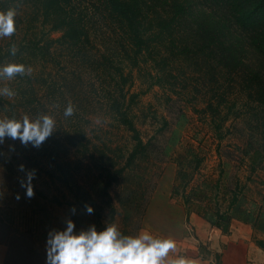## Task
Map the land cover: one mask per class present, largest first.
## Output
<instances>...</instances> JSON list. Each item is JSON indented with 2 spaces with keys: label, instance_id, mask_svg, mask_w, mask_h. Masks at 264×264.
I'll return each mask as SVG.
<instances>
[{
  "label": "trees",
  "instance_id": "1",
  "mask_svg": "<svg viewBox=\"0 0 264 264\" xmlns=\"http://www.w3.org/2000/svg\"><path fill=\"white\" fill-rule=\"evenodd\" d=\"M16 4L24 9V29L17 42L0 48V69L23 65L26 72L11 79L8 87L2 85L14 93L0 94L4 117L17 121L22 113L33 122L40 120L49 97L54 99L53 83L60 79L64 87L98 91L101 112L112 126L128 134L130 146L123 151L116 145L97 148L78 128L63 139L73 157H86L91 164L92 195L83 191L88 203L80 206L86 211L91 206V215L97 218L105 209L107 223L98 232L113 220L108 190L116 184L120 187L116 202L133 211L138 228L148 204L147 190L153 188L139 177V171L146 172L166 158L158 136L169 125L166 119L161 118L160 128L145 141L134 123L138 96L153 87L167 92L164 103L171 107L173 96L181 95L176 84L186 89L183 81L189 76L199 78L206 86L204 96L210 94L202 99L199 112L220 141L229 130L225 122L230 108L224 95L216 94L217 84L229 77L254 106L241 134L239 164L246 170L245 179L264 170V0H2L0 8ZM55 67H60L57 74ZM172 160L175 172L169 196L179 198L185 221L194 214L223 235L232 220L248 225L257 234L252 235L254 245L264 253V191L256 203H249L244 184L237 180L233 187H220L219 176L213 184L195 183L198 157ZM50 162L54 173L46 174L77 197L81 187L64 173L62 164Z\"/></svg>",
  "mask_w": 264,
  "mask_h": 264
},
{
  "label": "rangeland",
  "instance_id": "2",
  "mask_svg": "<svg viewBox=\"0 0 264 264\" xmlns=\"http://www.w3.org/2000/svg\"><path fill=\"white\" fill-rule=\"evenodd\" d=\"M9 9L16 12L15 32L11 37L0 38V48L12 41L17 42L24 29V9L16 4V7L9 5L0 8V12H7ZM51 36L56 37V34ZM249 59L246 60L247 64ZM3 67L4 65L1 69ZM58 72L60 67H55V73ZM54 75L51 73L52 77ZM46 79L49 83L50 78L47 76ZM10 81L11 79L0 77V92ZM57 81L53 83L54 99L49 97V106H45V112L39 117L42 119L49 116L54 120L51 136L39 148L31 144L24 146L19 140L14 141L7 137L0 143V245L5 248L3 264H46L48 233L52 230H64L68 220L75 224V234L86 232L93 226L98 232L107 223L105 209L98 218L81 209L80 203H88L83 191L92 195L94 173L91 172V164L87 158L73 157L72 150L63 139L72 137L78 128L84 139L99 149H110L116 145L123 151L130 146L128 134L122 128L112 126L101 112L98 91L85 90V87L79 86L71 87V84L64 87L60 79ZM183 83L186 89H181L180 83L176 84L175 90L181 95L173 96L171 107L164 103V94L167 92L157 87L147 90L137 98L133 109L134 123L143 141L160 128L162 117L169 124L160 133L161 136L158 135L166 158L162 163L149 166L146 172L144 169L139 171V177L142 176L145 184L150 187L153 185V188L147 190L148 204L138 222V228L133 211L122 209L116 202V195L120 190L118 184L109 188L108 193L115 209L109 225L115 224L123 236L136 237L147 232L155 238L172 239L176 242L183 231L186 235L181 202L179 198L169 196L175 172L173 157H198L195 183L206 180L213 184L219 176L220 187H233L237 180L239 184H244V193L249 203H256L260 193L264 191V170L245 179L246 170L239 164V158L243 157L241 134L254 106L238 93L229 77L220 79L216 94L224 95L230 111L229 120L225 122V128L229 127V130L218 141L209 129L208 118L199 112L202 99L206 100L210 95L207 93L204 96L206 86L199 78L190 76ZM212 89L216 90L214 84ZM69 105L73 106L74 114L66 117L64 112ZM25 117L31 121L30 117L22 113L17 121L22 122ZM7 120L0 112V121ZM104 153L115 159L109 151L105 150ZM51 159L62 164L64 173L81 187L77 197L74 193L72 197L65 187L46 174L45 171L54 173ZM20 165L24 166L25 172H35V178L31 181L34 191L32 198H28L26 189L21 187L25 172L19 170ZM124 215L131 218L124 221ZM252 235L257 236L254 233Z\"/></svg>",
  "mask_w": 264,
  "mask_h": 264
},
{
  "label": "clouds",
  "instance_id": "3",
  "mask_svg": "<svg viewBox=\"0 0 264 264\" xmlns=\"http://www.w3.org/2000/svg\"><path fill=\"white\" fill-rule=\"evenodd\" d=\"M15 10L0 12V38L11 37L15 32ZM16 49H12L15 55ZM23 65H8L0 69V77L13 79L17 75L25 74ZM0 94L13 96L14 93L3 89ZM74 114V108L69 105L64 112L66 117ZM54 120L49 116L35 122L27 117L23 121H0V143L4 139L19 140L24 146L31 144L39 148L52 134ZM20 171L25 172L20 165ZM35 172H25L21 180V187L26 189V196H34L31 181ZM19 199V196H17ZM73 212L75 209L72 210ZM93 208L87 206V212L93 213ZM75 224L68 220L64 230H52L46 241V264H195V261L179 257L169 259V254L176 251V242L172 239H158L144 232L136 237L121 236L115 224L97 232L95 226L88 231L74 232Z\"/></svg>",
  "mask_w": 264,
  "mask_h": 264
},
{
  "label": "crops",
  "instance_id": "4",
  "mask_svg": "<svg viewBox=\"0 0 264 264\" xmlns=\"http://www.w3.org/2000/svg\"><path fill=\"white\" fill-rule=\"evenodd\" d=\"M185 231L176 240V251L169 259L184 257L195 264H264V253L252 241L248 225L232 220L225 235L210 230L209 226L194 214L185 222ZM155 238V237H154ZM5 248L0 245V264H3ZM203 253V254H202Z\"/></svg>",
  "mask_w": 264,
  "mask_h": 264
}]
</instances>
